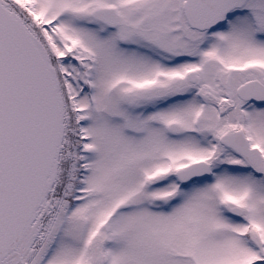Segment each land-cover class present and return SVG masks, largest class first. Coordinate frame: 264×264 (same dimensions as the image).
<instances>
[{
	"label": "snow or ice",
	"instance_id": "obj_1",
	"mask_svg": "<svg viewBox=\"0 0 264 264\" xmlns=\"http://www.w3.org/2000/svg\"><path fill=\"white\" fill-rule=\"evenodd\" d=\"M0 264H264V0H0Z\"/></svg>",
	"mask_w": 264,
	"mask_h": 264
}]
</instances>
